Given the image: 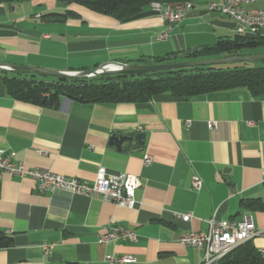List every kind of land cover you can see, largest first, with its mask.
Wrapping results in <instances>:
<instances>
[{"label":"crops","instance_id":"crops-1","mask_svg":"<svg viewBox=\"0 0 264 264\" xmlns=\"http://www.w3.org/2000/svg\"><path fill=\"white\" fill-rule=\"evenodd\" d=\"M187 1L194 7L170 27L151 6L119 21L58 0H0V62L83 71L109 61L155 62L235 36V22L208 11V0ZM247 7L264 8V0ZM67 11L76 15L47 16ZM16 72L0 67L1 151H15L28 168L93 182L104 166L113 174L138 175L142 185L136 206L129 208L63 189L43 193L29 176L2 174L0 231L12 244L0 248V264H201L204 251L185 246L184 233L206 232L213 218L247 219L264 228V210L243 206L253 199L264 203V95L236 88L187 98L164 93L143 103L62 96L58 106L46 107L8 93L4 78ZM139 133L145 134L143 144ZM114 135L132 140L118 149ZM195 176L203 182L200 190L193 186ZM175 212H191L193 219L184 221ZM112 220L133 228L138 240L101 244ZM45 243L52 245L50 253ZM109 254L135 260L110 262Z\"/></svg>","mask_w":264,"mask_h":264},{"label":"trees","instance_id":"trees-1","mask_svg":"<svg viewBox=\"0 0 264 264\" xmlns=\"http://www.w3.org/2000/svg\"><path fill=\"white\" fill-rule=\"evenodd\" d=\"M65 4H79L119 21L135 17L153 2L163 4L187 0H58ZM72 11L49 13L56 20L75 16ZM264 45V35L236 33L233 38L220 40L214 46L189 50L188 58L207 59L222 55L235 56L243 48ZM179 53L168 56L178 57ZM158 60V59H157ZM138 63L147 62L145 59ZM5 77L8 93L21 101L40 106L56 107L62 96L86 103H143L156 95L170 93L175 97H191L210 92L246 88L253 95H264V66L245 67L242 64L207 65L190 68L163 70L145 74L115 73L85 79L39 78L30 72ZM49 77V76H47ZM243 206L253 210H264L260 199L243 201ZM12 237L0 231V248L9 247ZM216 264H264V257L254 240H249L233 249Z\"/></svg>","mask_w":264,"mask_h":264},{"label":"built area","instance_id":"built-area-1","mask_svg":"<svg viewBox=\"0 0 264 264\" xmlns=\"http://www.w3.org/2000/svg\"><path fill=\"white\" fill-rule=\"evenodd\" d=\"M256 0H216L206 2V9L211 12H218L230 17L236 24L237 33L256 35L264 31V8H249V4ZM194 7L192 4L186 6L157 5L151 8L160 14L170 25L182 21ZM166 31L161 39L168 35ZM211 128L217 126L216 122H210ZM152 161L150 154H145L144 163ZM4 173L20 177L29 176L37 183L40 192L63 189L72 194H80L89 197H101L104 201L114 202L119 206L133 208L137 204L136 191L141 187L142 181L138 175L122 172L113 174L100 166L93 182L81 180L77 177L58 174L43 167H26L25 163L17 159L15 151L5 152L0 150V176ZM203 182L195 176L193 186L200 190ZM184 221H191L193 214L174 213ZM264 237V228H257L247 219L242 221L223 220L209 221V229L206 232L189 231L180 237L185 246H195L204 251L201 264H216L221 258L229 254L233 249L243 243L254 240L256 237ZM138 234L133 228L117 224L113 220L109 224L108 231L100 237L101 244L109 242L130 241L136 242ZM45 252L50 253L52 245H43ZM264 257V247L259 248ZM110 262L133 261V255L117 256L107 255Z\"/></svg>","mask_w":264,"mask_h":264},{"label":"water","instance_id":"water-1","mask_svg":"<svg viewBox=\"0 0 264 264\" xmlns=\"http://www.w3.org/2000/svg\"><path fill=\"white\" fill-rule=\"evenodd\" d=\"M189 52H183L178 55V57L166 56L156 60L154 63H124L118 61H109L99 65L96 68L83 70V71H71V72H61L54 71L44 68L17 65L11 63L0 62V67H5L7 69L18 71V72H30L38 73L58 78H69V79H85L98 75L105 74H115V73H126V74H145L158 72L163 70H172L179 68H190L197 66H207V65H217L235 62H244L251 60H264V54L254 55V56H227L220 58H207V59H194L190 60L188 58ZM181 58V60H179ZM113 65L114 68L110 66ZM144 133H139L136 135V139L139 144L144 143ZM132 137L125 135H114L111 138V143L115 145L118 149L121 148L122 144L126 141H131Z\"/></svg>","mask_w":264,"mask_h":264},{"label":"rangeland","instance_id":"rangeland-1","mask_svg":"<svg viewBox=\"0 0 264 264\" xmlns=\"http://www.w3.org/2000/svg\"><path fill=\"white\" fill-rule=\"evenodd\" d=\"M264 54V46L252 47V48H244L237 52L236 56H254ZM220 57H227L226 55H222ZM217 57V58H220ZM232 64H242L245 67H260L264 66V60H251L244 62H235V63H226L222 65H232ZM254 243L258 248L264 247V237H256L254 239Z\"/></svg>","mask_w":264,"mask_h":264},{"label":"bare ground","instance_id":"bare-ground-1","mask_svg":"<svg viewBox=\"0 0 264 264\" xmlns=\"http://www.w3.org/2000/svg\"><path fill=\"white\" fill-rule=\"evenodd\" d=\"M216 0H208L207 2H215ZM178 4L179 6H186V4H192L191 2L189 1H184V2H173V3H166V4H163V3H160V2H153L150 6H157V5H176ZM164 36V34L162 35ZM111 68H114L113 65L110 66Z\"/></svg>","mask_w":264,"mask_h":264}]
</instances>
